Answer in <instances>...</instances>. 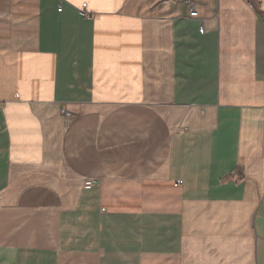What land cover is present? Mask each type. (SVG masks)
Masks as SVG:
<instances>
[{
    "label": "crops",
    "instance_id": "0c3cea01",
    "mask_svg": "<svg viewBox=\"0 0 264 264\" xmlns=\"http://www.w3.org/2000/svg\"><path fill=\"white\" fill-rule=\"evenodd\" d=\"M191 2L0 0V264H264V0Z\"/></svg>",
    "mask_w": 264,
    "mask_h": 264
},
{
    "label": "built area",
    "instance_id": "2783aa9c",
    "mask_svg": "<svg viewBox=\"0 0 264 264\" xmlns=\"http://www.w3.org/2000/svg\"><path fill=\"white\" fill-rule=\"evenodd\" d=\"M165 1V0H163ZM166 1H181L185 4H187L188 6H190V11H189V17L190 18H197L198 14L196 12V10L193 7V4L191 2V0H166ZM61 10L58 9V12H60ZM211 29V27L209 26V24L205 21V20H200L199 21V28H198V33L203 35L205 34L207 31H209ZM1 110V107H0ZM61 114L63 115L64 118V122L65 124H70L72 122V115L68 112V110H66L65 108H63L61 110ZM182 184L181 181H177L175 183V187L180 186Z\"/></svg>",
    "mask_w": 264,
    "mask_h": 264
}]
</instances>
